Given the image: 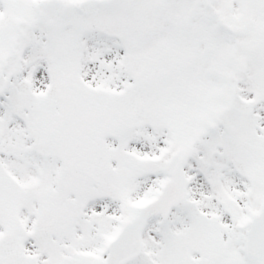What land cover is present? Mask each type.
I'll use <instances>...</instances> for the list:
<instances>
[{
	"label": "snow or ice",
	"instance_id": "obj_1",
	"mask_svg": "<svg viewBox=\"0 0 264 264\" xmlns=\"http://www.w3.org/2000/svg\"><path fill=\"white\" fill-rule=\"evenodd\" d=\"M0 264H264V0H0Z\"/></svg>",
	"mask_w": 264,
	"mask_h": 264
}]
</instances>
